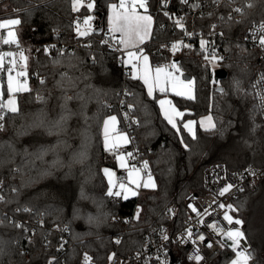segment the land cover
Returning a JSON list of instances; mask_svg holds the SVG:
<instances>
[{
  "label": "trees",
  "instance_id": "1",
  "mask_svg": "<svg viewBox=\"0 0 264 264\" xmlns=\"http://www.w3.org/2000/svg\"><path fill=\"white\" fill-rule=\"evenodd\" d=\"M88 1L94 3L95 27L86 36L76 33L75 0L0 2L7 3L5 11L0 5V15L11 12L21 20L18 41L31 46L29 73L37 76L29 82V90L17 93L19 112L5 111L0 130V194L4 196L0 264H77L80 249L91 257V264H107L115 250L127 258L142 248L150 228L173 221L176 228L181 225L185 198L203 193L207 166L222 163L231 171L248 165L264 168V123L253 87L261 57L245 38L253 22L264 20V0H252L255 6L247 7L239 21L220 27L228 36L222 43L225 59L220 66L228 72L225 79L216 82L211 64L197 51L182 53L176 60L195 79L194 98H173L184 120L210 114L216 124L215 130L198 127L195 139L182 126L179 131L173 128L157 98L146 93L129 67L103 49L101 32L108 6L118 0ZM148 1L154 5L157 0ZM86 13L84 6L81 16ZM158 24L155 19L148 46L156 50L153 63L169 59L163 45L171 35ZM51 42H64L69 48L49 57L45 45ZM123 108L132 110L134 123L128 134L156 182L155 189L126 200L107 194L103 172L114 166L115 158V153L105 150L103 123L108 115L118 114L123 126ZM235 203L234 215L244 222L256 264H264V179ZM24 207L34 210V215ZM40 214L43 225L27 239L23 228L15 226L17 219ZM54 225L70 228L66 247H60L56 235L48 234ZM233 258L225 252L217 264Z\"/></svg>",
  "mask_w": 264,
  "mask_h": 264
},
{
  "label": "built area",
  "instance_id": "2",
  "mask_svg": "<svg viewBox=\"0 0 264 264\" xmlns=\"http://www.w3.org/2000/svg\"><path fill=\"white\" fill-rule=\"evenodd\" d=\"M248 3H252V0H219L218 3L214 2V0H188V3H184L183 0H157L154 5L148 1V12L159 21L158 26L163 31H169L171 35L166 44L163 45L169 57L168 61L163 63L165 66H168V71L173 72L174 76L178 74L179 72H175L171 65L177 62V58H179L182 53L188 51H197L204 58L208 57L207 60L211 59L212 53H215L217 57H223L222 61H215L221 66V63L225 59L222 43L228 40V36L223 35L220 27L226 26L231 21H239L247 9ZM235 8H242L243 13L235 12ZM81 13L82 8H78L76 18L77 24H82L83 22ZM165 13H168V15H165ZM229 16H231V19H229ZM177 20L184 25L183 28L177 24ZM261 23H264V20L253 22L248 27L245 38L246 41L259 52L261 57L260 67L255 74L253 87L261 118L264 123V79H262V77H264V47H261L258 42L262 33L256 31ZM201 40L207 41L204 46L207 51L201 48ZM181 41L183 43L180 45L179 49L173 52L172 45ZM101 44L105 51L115 55L118 58L119 64L124 66V58L127 52L122 49L119 39L107 26L104 27L101 32ZM19 45V48L15 45H3L0 49V52L13 51L17 53L15 56L16 65L12 73H18L21 70L19 60L20 51L31 47L21 42H19ZM184 45H189L190 47H185ZM68 48L69 46L64 42H51L45 45V51L49 57L64 52ZM5 59L7 65H9L8 61L11 58ZM28 76L29 79L23 76L20 80L26 83L28 80L30 82L32 78L37 77L36 74L30 73ZM169 79L168 77V80ZM36 97L38 100H42V95L37 94ZM2 112L5 116V111L2 110ZM121 113L125 124L121 126L120 129H124L128 132L130 124L134 123L132 110L130 108H123ZM0 123L4 125L5 119L0 121ZM129 138L130 144L126 149L128 153L132 154L129 156V163L138 166L143 172V176L146 177L149 170L148 168H144L145 161L142 159L137 144L130 135ZM253 172L255 175L252 174ZM127 173V169L118 170L116 174L117 180L124 181ZM263 179L264 168H258L254 165H248L239 171H231L222 163H215L207 166L203 172V193L201 195L191 194L185 198L186 214L178 228H176V221L150 228L144 236V243L141 249L133 252L127 258L120 256L118 251L115 250L110 254L107 264H217L225 252H230L235 257L232 248L227 246L230 242L225 241V246L221 247L217 241L221 240L222 237L213 235L207 225L219 221L217 227L222 225L226 227V222L222 219L225 210L219 208L218 205L221 203L225 205H234L235 201L238 200L242 194L253 189L255 185ZM227 184H232L233 188L224 196L218 195L220 190ZM0 196L3 195L0 194ZM190 205L196 207L202 213L205 210L210 213V215L203 217L205 221L203 226L199 224L200 218L192 211ZM26 208L29 209L28 207H24L23 210ZM25 212L30 216L34 215V210ZM168 213L171 214L172 211L170 210ZM232 213L234 214V212ZM7 214L8 213L4 211V215L6 216ZM13 220L14 218L11 215L10 221ZM115 220L118 221L119 218L116 217ZM131 220L132 218L128 219V221ZM17 225H23L22 228L28 235L27 239H29L33 237L36 231L43 225V215L40 214L37 218L34 217L33 219H17ZM232 227L236 228L240 226L233 224ZM188 228L192 230L195 243L187 238L186 230ZM47 230L48 234L58 237L60 247L69 245L71 241V230L67 225H54ZM241 230L245 232L243 226ZM201 235L206 237L203 242H200L198 239ZM165 236H167V239L164 238ZM209 241H212L211 248L205 246ZM119 246L120 243L117 244L118 248ZM241 247L249 248L253 253L252 246L248 239L247 243L241 241ZM197 249H199V254L204 257V259L200 261L196 260ZM86 256L89 257L80 249V257L77 264H88L85 259ZM172 258H175L174 262ZM256 262V258L253 255V259H251L249 264H256Z\"/></svg>",
  "mask_w": 264,
  "mask_h": 264
},
{
  "label": "snow or ice",
  "instance_id": "3",
  "mask_svg": "<svg viewBox=\"0 0 264 264\" xmlns=\"http://www.w3.org/2000/svg\"><path fill=\"white\" fill-rule=\"evenodd\" d=\"M184 3H188V0H183ZM214 2H219V0H214ZM75 6L80 7L83 6L82 0H75ZM198 6V5H197ZM254 3H248L247 7L252 8L254 7ZM88 8L93 7L91 3L87 5ZM112 9V17H111V24L112 28L111 31L113 33H120L121 39L119 40V43L124 46L125 49H135L138 48L140 44H142L145 40H147L150 37L151 34V28L153 24V17L148 14V0H119V3H113L111 5ZM143 10V11H141ZM235 12L237 13H243L242 8H235ZM165 15H168V13H165ZM229 19H231V16H229ZM87 23V22H86ZM21 24L20 19H6L3 21H0V30H5L7 29L6 32H0V40H2V43L4 45H15L17 48L20 47L16 33L11 30V26H17ZM177 24L183 28L184 25L181 24L179 20H177ZM186 31V30H185ZM257 32L262 33L259 39V44L261 47H264V23H261L259 28L256 29ZM80 35H85L86 33H79ZM222 35V33H221ZM183 42H178L176 44L172 45V50L175 52L176 50L179 49L180 45ZM207 41L201 40V48L205 51L207 49L204 47ZM185 47H190L189 45H184ZM16 52L13 51H4L0 52V69L4 68V63H5V58H11L8 61V88L7 91L11 93V98H9L6 103L0 101V121H3L5 119V116L3 115L2 110H7L9 113H18L19 109L17 107V101L15 99V93L21 90L27 91V88H21V87H13L12 83V70L15 68L16 61H15V56ZM20 59L26 61L27 57L24 55L23 51H20L19 53ZM127 57H128V62L132 63L133 61L139 62L141 59L143 60V67H144V75L142 78L144 80V83L147 84L148 87V93L151 96L153 93V87L154 84L149 82V77H148V57L143 54L142 51L137 52V51H128L127 52ZM206 59L208 57H205ZM212 61H217V60H223V57H217L215 53H212L211 56ZM138 65L137 63H133V67L136 68ZM172 69L175 70V72H180V68L178 67L177 64L173 63L171 65ZM156 80L155 84L159 85V90L161 92H165L167 90L166 85L168 83H171L172 90L176 91V79L177 77L174 76L173 72L168 71V66H165L164 68H156ZM164 72L166 73L167 77H169V80H164L161 81L159 79L160 74ZM182 74V73H181ZM18 76H23L25 75V72L23 70L19 71L17 73ZM264 79V77H262ZM193 81L189 80L187 81V87L189 88V92L191 91ZM223 91V90H221ZM177 95H181L182 93L177 92ZM189 98H192V96L189 94ZM161 108L163 109L164 104L166 101H159ZM173 111H175L173 109ZM165 118L168 120V122L172 125L173 128H177V124L175 120L173 119V116L169 115L168 111L165 110L164 112ZM175 115L177 116H182L183 114L180 112H175ZM65 119V118H62ZM117 123V117L115 116H110L108 119L104 121L103 124V132H104V147L106 151H112L113 149L117 148L118 146V141H122L123 143H128L129 138L126 133H118L117 137L115 140H110L109 138V130L111 127L112 131H115V125ZM195 121H188L187 123L184 124V128L188 130L189 133L192 134L193 139H195V132L193 131V125H195ZM200 124L205 127L206 130H215L216 129V124L213 121V118L211 116L206 117L204 120L200 121ZM4 127L3 123H0V130H2ZM179 131V129H177ZM187 148L188 145H185ZM128 156H131V153L127 154ZM117 159L120 161V167L125 168L128 167L127 161L124 155H118ZM144 168H148V164L145 161L144 162ZM104 175L108 178V183H109V190H108V195L109 196H117L120 197L122 193H125L123 195V199H128V196L126 193L132 192L133 195L136 194L135 191H133L128 183L125 182H116L113 178L115 176V173L108 169L105 168L103 169ZM255 175V173H252ZM128 180L130 183L135 184L136 188H139L143 186L144 188H155V183L153 181V178L151 176V173H147V180L141 185V176H140V169L135 168L132 166L128 170ZM233 188L232 184H227L224 186L218 195L224 196L227 194L231 189ZM114 189H118L115 190ZM13 191H16V189H13ZM4 197L0 196V201H3ZM219 208L224 209V215L222 217L223 221L226 222V227L225 226H219L217 227V224H219V221L207 225L210 230L212 231L213 235H219L222 237L221 240L217 241V243L221 246H225V241L230 242L229 247L232 248L235 258L231 261V264H249L251 259H253V253L249 250V248H242L241 247V241H244L247 243V237L245 235V232L241 230L243 226V220L235 218L233 215L230 213L232 212H238V209L234 208L233 205H225L223 203L218 205ZM192 207V211L196 213L197 217L199 219V224L204 225L205 221L203 219L204 216L210 215V213L205 210L203 213L200 212L199 209H197L194 206ZM24 211H30V209H24ZM137 218H139V213H137ZM235 224L240 227L233 228L232 225ZM17 227H23V225H15ZM66 230V229H65ZM186 235L189 240H191L193 243H195V240H193V233L191 228H188L186 230ZM167 239V236L164 237ZM199 241L203 242L205 241L206 237L204 235L199 236ZM119 243V241H117ZM206 247L211 248L212 247V241H209L206 245ZM86 261L88 264H91V257H85ZM204 259V257L199 254V249H197V256L196 260L200 261Z\"/></svg>",
  "mask_w": 264,
  "mask_h": 264
},
{
  "label": "rangeland",
  "instance_id": "4",
  "mask_svg": "<svg viewBox=\"0 0 264 264\" xmlns=\"http://www.w3.org/2000/svg\"><path fill=\"white\" fill-rule=\"evenodd\" d=\"M1 1L2 0H0V2ZM82 3H83V6H80V7L75 6V8L76 9L77 8H82L84 6L87 7V5L89 3H91L93 5V7H91V8H88L87 7L88 13H86L84 16H82V18H83L82 24H77L76 23V33L79 36H86V35L91 34L93 32V30H94V27H95V22H94V19H95L94 3L92 1H88V0H82ZM115 3H119V2L117 1ZM112 4L113 3H110L109 6H108V13L106 15V20H105V25L108 28H110V29L112 28V24H111V17H112L111 5ZM0 5H1L2 10L5 11V8L7 6V3H1ZM148 14L153 17V24H152V28H151L150 37L147 40H145L142 44H140L138 48H135V49H125L123 45H121V46H122V49L124 51H126V52H128V51H137V52L142 51L143 54L148 57V77H149V82L154 84L153 93H152L151 96L148 93V87L149 86L144 83V80L142 78H138V77H142L144 75L143 60L141 59V61H139V62L133 61L132 63H129L128 62V57H127V54H126L125 55V58H124V66L129 67V70L131 72V76L133 78L139 79L143 83V85L145 87V90H146V93L150 97L157 98L158 106H159L160 111H161L162 115L164 116V118H165V114H164L165 110L168 111L169 115L173 116V119L175 120V122L177 124V128L176 129H179L180 130L181 126L184 128V124L187 123L188 121H195L196 123H195V125H193V131L195 132V136H196L197 128L198 127H200L201 129L206 130L205 127H203L200 124V121L201 120H204L206 117L211 116V115L208 114V115L202 116V117H200L198 119L188 118V119H185L184 120V112L182 110H180L178 108V106L174 103L173 98L174 97H183V98H187V99L194 98V96H195V79L194 78H191L190 79L194 83L192 85L191 91L189 92V88L187 87V81H189V80L184 79L185 72H184L182 66L179 63H177V62L175 63L180 68V72L175 75V77L178 78L175 81V83H176V91H173L172 90L171 83H168L166 85L167 90L165 92H161L159 90V85L158 84H155V80H156V71L155 70H156V68H158V67L159 68H164L165 65L163 64L164 62H162V63H159V62L153 63V61H152L151 55L156 50H155V48H149L148 46L151 44L150 42H151V39L153 37V31H154V26H155V17L152 14H150L149 12H148ZM6 19H18V18L15 17V16H12L11 15V12H7L4 15H0V21L6 20ZM11 30H13L16 33L17 39L19 40V36H20V34L22 32V28L19 25H17V26H11ZM6 31H7V29L0 30V32H6ZM79 33H86V34L85 35H80ZM115 34H116L117 38L120 40L121 39L120 33L117 32ZM3 45L4 44L2 43V40H0V49H1V47ZM22 51H23L24 55L27 57V60L26 61L21 60L20 59V55H19L20 67H21V70H23L25 72V75H23V76H26L29 79L28 74H29L30 61H31V57H32V48L30 47V48H28L26 50H22ZM207 61L209 63H211V67H212L213 72L220 67V64L219 63H216L215 61H211V59H208ZM133 63H137L138 66L136 68H134L133 67ZM8 66L9 65H7V62H6V59H5L4 68L0 69V101L5 102V103H6V101L9 98H11V95H12L11 93H9L7 91L8 82H9L8 81V72H7ZM23 76H18L17 75V72L16 73H12V78H13L12 83H13V87L14 88L15 87H21V88H25L26 87L27 90H29L30 89L29 80L26 83H23L20 80V78L23 77ZM159 79L161 81H164V80H168V77H167L166 73L162 72L160 74ZM18 92H25V91L24 90H21V91H18ZM18 92L15 93V99L17 101V107L19 108L18 99H17V93ZM177 92H180L182 94L181 95H177L176 94ZM189 94L192 96V98H189ZM161 100L166 101V103L164 104L163 109L161 108V105L159 103V101H161ZM173 109L175 111H173ZM5 111L7 112L6 109H5ZM175 112H180L183 115L182 116H177V115H175ZM110 116L117 117V123L115 125V129L116 130L115 131H112L111 130V127H110V130H109L110 134H112V136L116 135V137H117L118 133H126L127 136H128V138H129L128 132L126 130H124V129H120V126H119L120 125V117H119V115L118 114H110V115H108L105 118V120L108 119V117H110ZM184 130L188 132L187 129L184 128ZM208 130H210V129H208ZM103 135H104V132H103ZM189 135L191 137H193L191 133H189ZM129 144H130V138H129V142L126 143V144L123 143L122 141H118V146H117V148H115L116 164H117V168L120 169V170H122L124 168L120 167V161L117 159V156L118 155H124L125 156L126 161H127L128 168H131L132 166H134L135 168L140 169L138 166L131 165L129 163V156L127 155L128 152L126 150H124L125 147L128 146ZM125 168H127V167H125ZM140 176L142 178L141 179V182H143V179L145 177L143 176V172L141 171V169H140ZM146 180H147V178L144 180V182ZM153 181H154V178H153ZM133 185H135V184H133ZM152 189H154V188H145V190H152ZM234 208L237 209L236 203L234 205ZM138 212H139V210H137V213ZM230 214L234 216L233 213H230ZM234 217L236 218V216H234ZM231 261L228 264H231Z\"/></svg>",
  "mask_w": 264,
  "mask_h": 264
},
{
  "label": "crops",
  "instance_id": "5",
  "mask_svg": "<svg viewBox=\"0 0 264 264\" xmlns=\"http://www.w3.org/2000/svg\"><path fill=\"white\" fill-rule=\"evenodd\" d=\"M114 34H115V33H114ZM115 35H116V34H115ZM130 73H131V72H130ZM4 111H5V110H4ZM109 138H110V140H115V139H116V135L112 136V134H110V132H109ZM117 143H118V142H117ZM103 144H104V135H103ZM126 149H127V146L125 147L124 150H126ZM110 152L115 153V149H113V150L110 151ZM106 168L112 170V171L115 173V176H114L113 179H114L116 182H125V183H128V184H129V187H130L133 191L136 192L135 195H133L132 192H128V193H126L127 196H128V199H129V198H133V197L138 196L142 190H145V188H144L143 186H141V187H139V188H136L135 185L131 184V183L129 182V180H128V175L126 176V178L124 179V181H118V180H117V176H116V174H117V171L120 170V169L117 168V164H116V153H115V158H114V166H113V167H106ZM124 169L129 170L128 167H127V168H124ZM105 177H106V176H105ZM152 177H153V176H152ZM146 178H147V176L143 179V182H141V185L144 183V180H145ZM153 178H154V177H153ZM106 179H107V183H108V178L106 177ZM154 182H155V179H154ZM155 185H156V182H155ZM108 187H109V183H108ZM155 187H156V186H155ZM154 189H155V188H154ZM115 190H118V189H114V191H115ZM152 190H153V189H152ZM124 194H125V193H122V195H121L120 197H118V198H122V199H123V195H124ZM114 197H117V196H114Z\"/></svg>",
  "mask_w": 264,
  "mask_h": 264
},
{
  "label": "water",
  "instance_id": "6",
  "mask_svg": "<svg viewBox=\"0 0 264 264\" xmlns=\"http://www.w3.org/2000/svg\"><path fill=\"white\" fill-rule=\"evenodd\" d=\"M97 14V13H96ZM99 15V14H98ZM100 17H102V15H99ZM228 75V72L226 71V69L224 68H218L214 71V80L216 82H219L220 80H223L227 77ZM192 78L191 75L189 74H184V79L186 80H190ZM219 90H222V87L220 86L218 88ZM172 261L174 262L175 261V258H172ZM179 264V263H178Z\"/></svg>",
  "mask_w": 264,
  "mask_h": 264
}]
</instances>
